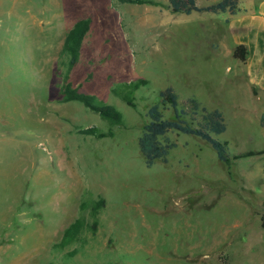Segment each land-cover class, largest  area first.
I'll use <instances>...</instances> for the list:
<instances>
[{
  "label": "rangeland",
  "instance_id": "374dc122",
  "mask_svg": "<svg viewBox=\"0 0 264 264\" xmlns=\"http://www.w3.org/2000/svg\"><path fill=\"white\" fill-rule=\"evenodd\" d=\"M144 1L0 0V264H264V230L251 209L258 177L239 173L243 187L236 191L202 178L194 154L213 150L176 130L159 138L166 154L175 146L167 161L165 155L143 164L137 139L159 92L171 88L194 125L187 99L219 109L228 78L213 15L172 13L165 0ZM194 1L204 7L220 0ZM82 17L90 26L68 80L113 106L119 126L78 102H58L62 40ZM130 81L143 83L133 92L134 109L112 93ZM159 112L165 121L178 116L163 105ZM223 118L235 124V115ZM87 128L111 135L80 132ZM247 128L252 136L230 141L229 153L264 146L256 125ZM98 196L104 205L96 232L57 248L79 205Z\"/></svg>",
  "mask_w": 264,
  "mask_h": 264
},
{
  "label": "trees",
  "instance_id": "16d2710c",
  "mask_svg": "<svg viewBox=\"0 0 264 264\" xmlns=\"http://www.w3.org/2000/svg\"><path fill=\"white\" fill-rule=\"evenodd\" d=\"M121 4L141 5L147 3L144 0H115ZM172 13L189 15L192 12H202L210 15L228 14L235 15L240 12V0H220L214 4L204 7H197L194 0H165ZM90 18L82 17L77 19L65 33L61 48L60 58V86L58 90V102L66 103L75 101L80 103L87 110L97 114L105 120L108 126H119L121 124V115L110 105L105 104L93 95L84 94L78 91L77 87H72L69 80V72L78 63L81 44L88 33ZM232 56L240 62L246 57V48L238 45L234 48ZM142 81H130L123 83L112 90V93L129 108L134 109L133 92L142 85ZM159 102L152 105L146 112L147 122L142 127V132L137 139V149L142 157L145 167H150L154 162L164 161L166 155L165 149L161 146L159 138L163 137L169 130H176L183 134H191L205 141L215 152L217 160L226 168L232 160L246 158L259 153L247 152L230 156L227 153L224 142L215 140L212 136L218 135L224 131V123L221 114L216 110L206 111L193 99H187L190 108V120L194 125L188 124L183 117L186 112L177 109V96L174 91L167 87L159 92ZM159 105L167 106L178 113L174 121H165L161 119ZM261 124H264L261 119ZM81 133L94 137H105L111 135L110 131L98 133L94 128L80 130ZM104 205L101 197L91 200L90 203L79 205V214L70 222L61 232V236L55 245L57 248H63L77 240L83 233L94 234L98 227V213ZM260 228L264 230V210L259 214Z\"/></svg>",
  "mask_w": 264,
  "mask_h": 264
},
{
  "label": "crops",
  "instance_id": "0c3cea01",
  "mask_svg": "<svg viewBox=\"0 0 264 264\" xmlns=\"http://www.w3.org/2000/svg\"><path fill=\"white\" fill-rule=\"evenodd\" d=\"M213 16L215 18L213 19V32L216 38L215 50L223 63L224 73L228 74V78L221 81L220 84L221 87L227 86L222 94L218 93L220 108L212 109L221 114L224 123V131L219 134L223 137L220 142L225 143L230 156L247 152L259 154L232 160L226 168L217 160L214 151L212 153L206 150L199 157L200 150L198 149L197 154H194L193 162L196 163L197 171L202 178L214 183L219 182L217 184L224 183V187L229 186L235 191L237 188L242 189L243 187L238 177L239 173L244 176L245 180L258 177L262 181L261 185H258L261 191L257 198L253 196L256 198V205H253L251 209L253 218L256 219L260 227L259 214L264 210V146L259 150H234L229 153L228 143H231L233 147V143L230 141H244L251 137L252 133H250L251 135L248 133L247 126L253 123L257 130H260L257 136L264 143V124H261V119L264 121V0H248L246 6L240 7V12L235 15ZM238 45H243L246 48V57L243 62L232 56L234 48ZM224 114L235 115V124L226 126ZM237 114H242V116L239 117ZM180 143L184 144L185 142L180 141ZM171 149L166 154V161ZM198 157L199 159H197ZM178 161V159L177 162L175 160L176 164L179 163ZM208 163L213 167H209ZM185 166L182 165V167ZM249 215L248 218H252L250 212Z\"/></svg>",
  "mask_w": 264,
  "mask_h": 264
}]
</instances>
